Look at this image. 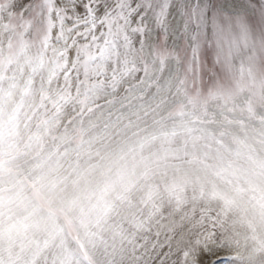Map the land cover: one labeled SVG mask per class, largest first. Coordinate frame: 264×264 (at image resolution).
I'll list each match as a JSON object with an SVG mask.
<instances>
[{"label":"rangeland","instance_id":"rangeland-1","mask_svg":"<svg viewBox=\"0 0 264 264\" xmlns=\"http://www.w3.org/2000/svg\"><path fill=\"white\" fill-rule=\"evenodd\" d=\"M8 44L0 28L5 264H170L169 243L177 252L197 233L239 264H264V215L210 195L232 196L264 164V73L232 69L197 93L157 65L143 83L53 115L40 107L53 53Z\"/></svg>","mask_w":264,"mask_h":264},{"label":"snow or ice","instance_id":"snow-or-ice-1","mask_svg":"<svg viewBox=\"0 0 264 264\" xmlns=\"http://www.w3.org/2000/svg\"><path fill=\"white\" fill-rule=\"evenodd\" d=\"M0 28L9 48L35 47L42 57L53 53L40 104L53 115L70 103L89 104L94 91L116 93L127 90L129 81L143 83L157 65L197 93H212L232 69L239 68L242 78L245 72L264 73V0H0ZM210 195L229 207L246 199L264 215V164L252 178L236 180L232 196ZM210 255L219 252L202 245L197 233L177 252L169 243L165 259L208 264ZM211 264L239 261L221 257Z\"/></svg>","mask_w":264,"mask_h":264},{"label":"bare ground","instance_id":"bare-ground-1","mask_svg":"<svg viewBox=\"0 0 264 264\" xmlns=\"http://www.w3.org/2000/svg\"><path fill=\"white\" fill-rule=\"evenodd\" d=\"M251 236H252V235H251ZM251 236H250V237H251ZM236 238H237L236 241L239 242L240 238H238V237H236ZM256 245H258V244H256ZM260 248H261V250H264L263 246L258 245V249H260ZM212 250L219 252V256L210 255V256L208 257V264H211V261L216 260V259H219V258H221V257H230L229 254H227V253L225 252V251H226L225 249H224V251L221 250V249H216V248H213ZM253 254H255V255L259 254V253H258V250H257L256 252H254ZM255 257H258V255L255 256ZM255 257H254L253 264H261V261H258V258H255ZM192 264H196V262H192ZM206 264H207V262H206Z\"/></svg>","mask_w":264,"mask_h":264}]
</instances>
